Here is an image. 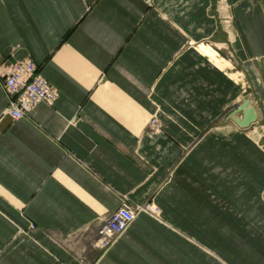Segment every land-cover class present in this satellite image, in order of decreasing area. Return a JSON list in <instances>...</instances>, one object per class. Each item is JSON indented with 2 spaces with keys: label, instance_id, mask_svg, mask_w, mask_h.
Wrapping results in <instances>:
<instances>
[{
  "label": "crops",
  "instance_id": "0c3cea01",
  "mask_svg": "<svg viewBox=\"0 0 264 264\" xmlns=\"http://www.w3.org/2000/svg\"><path fill=\"white\" fill-rule=\"evenodd\" d=\"M0 54L59 93L0 81V264H264V0H0ZM123 201L158 215L96 247Z\"/></svg>",
  "mask_w": 264,
  "mask_h": 264
},
{
  "label": "built area",
  "instance_id": "2783aa9c",
  "mask_svg": "<svg viewBox=\"0 0 264 264\" xmlns=\"http://www.w3.org/2000/svg\"><path fill=\"white\" fill-rule=\"evenodd\" d=\"M227 27H231L230 16L224 18ZM0 81L7 95V108L4 116L18 120L28 115L30 110L39 103L53 106L59 93L39 72L37 64L31 58L6 62L0 54ZM152 127L158 125L154 118ZM152 203L134 206L123 201L120 207L104 217L97 230L94 245L100 249L108 247L118 235L123 233L141 210L153 212Z\"/></svg>",
  "mask_w": 264,
  "mask_h": 264
},
{
  "label": "water",
  "instance_id": "95a60500",
  "mask_svg": "<svg viewBox=\"0 0 264 264\" xmlns=\"http://www.w3.org/2000/svg\"><path fill=\"white\" fill-rule=\"evenodd\" d=\"M239 128L247 129L258 121L257 109L250 99L236 105L227 115Z\"/></svg>",
  "mask_w": 264,
  "mask_h": 264
},
{
  "label": "rangeland",
  "instance_id": "374dc122",
  "mask_svg": "<svg viewBox=\"0 0 264 264\" xmlns=\"http://www.w3.org/2000/svg\"><path fill=\"white\" fill-rule=\"evenodd\" d=\"M262 139H263V141H264V136H263ZM152 205H153V207H154V208H153V212L150 211L149 213H151V214H153V215H158V212H159V211H158V208H157L154 204H152ZM121 234H122V233H121ZM121 234H120V235H121ZM120 235H118V236L116 237V239H117ZM116 239H115V240H116ZM115 240H114V241H115ZM114 241H113V242H114ZM111 245H112V244H110L108 247L104 248L103 250L108 249Z\"/></svg>",
  "mask_w": 264,
  "mask_h": 264
}]
</instances>
